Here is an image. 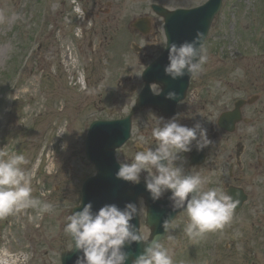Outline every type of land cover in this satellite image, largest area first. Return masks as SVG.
Here are the masks:
<instances>
[{
    "label": "rangeland",
    "instance_id": "obj_1",
    "mask_svg": "<svg viewBox=\"0 0 264 264\" xmlns=\"http://www.w3.org/2000/svg\"><path fill=\"white\" fill-rule=\"evenodd\" d=\"M85 1L90 13L84 17L77 14L80 2L74 4L73 0H0V152L25 156L28 163L23 167L31 177L32 195L53 209L42 217L31 208L0 217V264H59L61 254L71 250L70 237L64 231L67 217L81 202L83 182L95 173L84 150L89 125L135 110L137 88L131 90L138 86L135 68L141 65L143 69L165 49L164 21L150 5L157 0ZM204 2L165 0L164 5L173 10ZM142 18L151 21L146 34L143 24L136 23ZM77 26H87L89 33L77 36ZM254 36H259L258 44L263 41L264 0H224L204 46L208 57L204 70L192 77L187 102L179 106L181 124L200 123L209 129L214 119L208 114L220 98L219 92H223L222 106H231L232 97L238 95L236 87L246 88V73L250 75L253 61L242 60L235 50L258 47L251 43ZM75 45L84 48L89 61L92 78L88 87L79 79L83 68L78 54L82 51H73ZM30 49L36 50L26 60ZM234 58L242 61L233 62ZM126 73L133 78L127 83ZM118 82L129 88L123 103L110 97L111 92L119 95ZM206 82L211 92L208 104L197 98L199 91L208 90ZM8 93L16 99L14 106L7 102ZM131 117L132 136L118 150L119 161L132 160L140 136L145 147L157 144L151 131L162 116L139 110ZM186 154L180 153L176 163H186L182 158ZM38 164L41 170L37 173ZM146 175L142 172L141 180ZM246 182L257 193L247 176ZM256 199L259 216L253 217L255 212L249 209ZM256 199L249 200L244 218L239 216L236 222L233 215L222 231L197 240L186 235L187 215L182 212L161 244L169 249L174 264H264V200L261 194ZM140 216L141 231L148 237L142 202Z\"/></svg>",
    "mask_w": 264,
    "mask_h": 264
},
{
    "label": "clouds",
    "instance_id": "obj_2",
    "mask_svg": "<svg viewBox=\"0 0 264 264\" xmlns=\"http://www.w3.org/2000/svg\"><path fill=\"white\" fill-rule=\"evenodd\" d=\"M202 37L203 33L198 30L191 41L173 42L168 46L169 62L164 67L165 74L176 79L203 72L208 57L201 43ZM160 93V90L153 91L154 95ZM177 96L175 91L166 94L168 99ZM151 136L157 142L156 146L145 147L144 137L140 136L137 140L139 150L132 160L118 161L117 178L139 183L141 173L147 172L144 182L151 199L156 201L170 193L168 199L173 210L186 211L184 231L190 239L197 240L209 232L222 231L233 219L238 198L222 187L206 188L205 185L210 183L207 177L186 173L176 163L180 153L192 150L193 142L197 150L211 143L207 129L200 123L191 127L183 125L175 116L166 121L161 117L152 128ZM27 163L23 154L0 152V217L29 208L37 210L41 217L52 212L50 203L32 195L31 177L23 167ZM138 212L133 202L126 203L123 209L116 204H105L96 212H93L89 202L81 210L73 211L67 217L64 231L72 237L74 249L82 253L77 257L76 264H126L128 253L124 251V246L133 242L144 243L145 246L132 264H174L169 249L159 239L148 240L146 232L141 233L131 223ZM163 226L167 230V220Z\"/></svg>",
    "mask_w": 264,
    "mask_h": 264
},
{
    "label": "flooded vegetation",
    "instance_id": "obj_3",
    "mask_svg": "<svg viewBox=\"0 0 264 264\" xmlns=\"http://www.w3.org/2000/svg\"><path fill=\"white\" fill-rule=\"evenodd\" d=\"M76 1L81 4L80 11L84 17L90 13V7L88 8L85 0ZM76 31L77 36L78 33L84 34L87 33V31L89 33L87 26H77ZM75 36L76 34L71 35L73 41L76 39ZM258 38L259 36H254L253 45L258 44ZM259 45L260 47L258 49L249 48L242 50V56H240L241 58L243 57L242 60L249 59L253 61L250 75L249 71L246 73L247 83L244 85L246 88H243L242 91L240 85L239 87H236V92H238L236 94L238 95H236L237 97H232V99L234 98L233 100L230 99V101L232 100L231 106L230 104L222 106L223 101L221 96H223V92L220 91V98L218 96V101L212 111L208 114V117L214 119V122H211V127L209 129L206 128L207 126L204 124V128L207 129V135L211 140V143L203 148V161L192 165L188 161L187 152V154L182 157L186 163L181 160L178 164L186 173H199L203 177H207L210 183L205 185L206 188L222 187L228 192V194L232 195L234 198H238L239 204L233 213L236 222L239 216L244 218V213L248 209L247 205L249 204L250 199H256L257 195L261 194V197L264 200V37L263 42ZM73 51H76V53L82 51L78 54L81 59L78 63L83 68L81 72L85 73L86 83L89 86L92 75L90 73L89 61L84 48L81 49L75 45L73 46ZM158 55L159 53L155 56ZM153 60L154 57L144 66L143 69L140 70V65L135 68L136 71L133 70L137 74L136 81L138 86L133 87L131 90L137 88L136 98L140 97L142 90L146 85L143 76L145 68ZM242 60L235 58L233 62L237 63ZM129 79L133 78L129 77L126 73L124 81L127 83ZM118 85L120 88V90L117 89L119 95L112 96L111 92L110 97L116 99L115 103H123L125 96L128 94L129 88L123 86V82H120ZM152 87L154 90L160 91L162 88V86L158 84H153ZM208 90H202L197 93V98L205 100V104H208L211 101V92ZM187 93L185 99L177 105L175 117L179 115L180 104L188 98L189 92L187 91ZM230 96L231 93L229 97ZM189 100L192 101L191 96H189ZM218 104H220V106H218ZM151 110L163 117L160 111L152 108H144L140 112ZM115 118L120 117H104V119ZM248 129H253L254 131L249 132ZM246 176L256 185L257 193L255 192V189L251 190L248 187L247 182L244 183ZM256 201L257 199L255 200V203H250L252 209L250 207L249 211H252V213L253 211L255 212L253 217L259 216L258 207L256 210Z\"/></svg>",
    "mask_w": 264,
    "mask_h": 264
},
{
    "label": "water",
    "instance_id": "obj_4",
    "mask_svg": "<svg viewBox=\"0 0 264 264\" xmlns=\"http://www.w3.org/2000/svg\"><path fill=\"white\" fill-rule=\"evenodd\" d=\"M220 4L221 0H210L205 6L198 9L186 11L179 10L175 12L161 8L159 13L165 17L167 22V34L170 35L169 47L173 42L180 44L185 40L191 41L198 30L203 33L204 37ZM140 22L143 24L142 20H139L137 23ZM165 57H168V48L165 54L157 60L148 71L157 66ZM146 79L148 82L154 80L153 78ZM188 80L189 75L187 74L184 77V83H182L183 88L187 86ZM165 82L167 89H171L169 88L171 85L177 84V78L165 80ZM164 96L165 95L162 94L148 100L145 98L147 95H142L133 113L141 107L153 105L159 106L165 111H167L166 108H168V112H170L171 107L176 103V99H171L174 102L170 103V99ZM131 116L132 114L120 121L94 122L91 125L86 139V155L89 160L94 163L97 174L90 177L84 183L82 204L73 211L81 210L84 204L89 202L92 204L93 212L98 211L105 204H116L123 209L128 202H133L137 205L138 198L140 195H143L149 207L147 224L152 228L149 240H161L167 233V230H165L163 226L164 221L166 219L170 220L174 214L165 216V220L161 221L163 213L157 211V203L151 199L149 192L146 190L145 183L141 182L133 185L132 182L119 179L116 176V172L119 168V164L116 161V149L121 147L130 136ZM131 223L139 230L140 224L138 214L133 218ZM144 246V243L136 242L130 245L126 244L124 246V251L128 253L126 264H132L136 256L143 252ZM74 247L71 251H66L62 254V264H76L77 257L81 256L82 253L77 252Z\"/></svg>",
    "mask_w": 264,
    "mask_h": 264
}]
</instances>
